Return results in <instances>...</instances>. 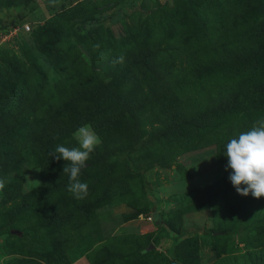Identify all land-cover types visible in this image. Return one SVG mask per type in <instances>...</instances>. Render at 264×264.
<instances>
[{
  "label": "trees",
  "instance_id": "trees-1",
  "mask_svg": "<svg viewBox=\"0 0 264 264\" xmlns=\"http://www.w3.org/2000/svg\"><path fill=\"white\" fill-rule=\"evenodd\" d=\"M30 1L0 0V7L26 5ZM173 1L177 5L183 2ZM251 3L247 0L235 4L227 0L225 10L210 21L219 31L217 35H199L192 41L186 38L180 44L174 43L177 32L172 27L165 34L157 36L149 31L142 41L131 42L108 40L93 28L85 32L90 54L83 58L67 37L56 44L46 39L42 44L58 75L55 82L43 77L35 64L32 69H25L15 62L17 72L13 80L0 74V178L24 164L38 167L41 176L37 191L21 195L8 207L6 215L23 211L29 197L37 193L44 224L52 230V241L42 244L37 255L32 256L35 259L19 258L13 264H66L65 248L72 238L66 234L67 226L75 228L88 222L95 216L100 201L119 197L118 188L112 184L113 188L110 189V185L102 196L58 199L68 193V175L60 172L48 150L55 142L67 140L69 133L79 125L90 123L96 133L106 134L103 143L90 154L87 167L81 170L83 182L91 179L97 169L112 166L121 154L129 161L127 155L140 156L160 150L165 142L219 126L227 116L264 112V81L245 85L227 79L221 83L214 101L210 98L201 101L197 95L188 94L210 72L206 67L200 69L201 62L248 64L264 60V0L259 1L256 13H250ZM152 27L158 25L153 23ZM41 31L54 37L61 33L51 27H42ZM61 43H68V47L64 49ZM121 55L123 62L115 63ZM2 63L12 67L14 62ZM179 76L185 79L181 86L175 81ZM178 97L198 104V111L180 118L176 108L171 109L173 104L167 105L170 99ZM146 125L150 126L151 133L142 138L141 127ZM249 128L246 121H232L227 126V134L214 140L223 173L205 188L207 193L214 192L213 218L217 220L210 229L211 234L230 232L236 221L241 222L240 229L264 223V197L257 199L250 193L239 195L228 179L231 170H225L227 157L223 155V145ZM205 144L202 142L201 146ZM125 169L128 177L132 175L128 166ZM138 176L143 187L147 182L142 174ZM156 213H153V221L160 228L162 224ZM3 234L9 235L7 228ZM149 237L148 234L111 237L92 250L89 264H156L158 256H147L142 262H136V258L144 254ZM123 239L129 241L128 247L119 246ZM157 240L153 237L150 241ZM255 258L256 264H264V250L256 252Z\"/></svg>",
  "mask_w": 264,
  "mask_h": 264
},
{
  "label": "rangeland",
  "instance_id": "rangeland-1",
  "mask_svg": "<svg viewBox=\"0 0 264 264\" xmlns=\"http://www.w3.org/2000/svg\"><path fill=\"white\" fill-rule=\"evenodd\" d=\"M182 1L180 5L173 0H31L26 5L5 4L0 7V74L13 80L17 72L15 62L24 65L25 69H32L35 64L43 77L55 82L58 75L52 69L42 42L47 39L56 44L67 37L83 58H88L90 52L85 32L93 28L108 40L126 39L128 42L142 41L149 31H154L157 36L165 34L169 27L177 32L175 44L186 38L192 41L199 35L218 34L210 21L225 10L227 0ZM228 1L236 4L247 0ZM250 1V13H256L260 0ZM153 23L158 27H152ZM23 24H28V31H23ZM14 26L18 28L16 33L8 35ZM42 27H51L61 33L54 37L43 33ZM61 46L65 49L68 43H61ZM2 62L14 63L11 67ZM205 67L209 74L188 91L201 101L208 98L214 101L221 83L227 79L245 85L264 81V60L248 64L201 62L200 69ZM175 81L180 86L185 83L180 76L175 77ZM171 104V109L175 107L180 118L199 109L198 104L188 103L180 97L170 99L167 105ZM260 118H264V112L230 115L213 129L194 131L165 142L163 148L154 152L127 155L129 161L121 154L112 166L94 171L91 179L83 181L88 185L87 196H102L111 185L110 189L118 188L119 197L100 201L95 216L88 222L75 228L67 226L66 234L72 238L65 248L66 264H89L94 248L111 237L127 234L150 236L144 254L136 258V262H142L147 256H158L156 264H256L255 253L264 250V223L240 229L241 222L236 221L230 232L211 234L210 229L217 220L213 218L214 192L207 193L205 188L223 173V166L216 156L215 138L227 134V126L232 121H246L251 127ZM85 124L92 127L90 123L78 127ZM78 127L69 133L67 140L50 146L48 152L58 144L69 148L78 146L74 137ZM149 128L147 125L142 126L141 131L138 128L142 138L150 136ZM116 130L120 132L121 126ZM97 135L103 143L106 134ZM202 142L206 144L201 146ZM159 157L160 162L157 161ZM65 163L63 159L55 160L60 172ZM125 166L132 172L129 177ZM139 174L147 182L143 187L138 180ZM1 178L6 179V184L0 190V264H13L24 257L35 259L32 256L37 255L42 244L52 241V230L44 224L43 211L39 208V195L32 194L26 208L16 215L8 216L6 212L21 195L35 192L40 187L39 168L24 164ZM58 199L78 200L69 192ZM224 201L227 207V200ZM154 212L160 218V228L153 221ZM224 220L227 223V217ZM6 228L9 235L3 234ZM153 237L158 240L151 242ZM119 246L128 247L129 241L123 239Z\"/></svg>",
  "mask_w": 264,
  "mask_h": 264
},
{
  "label": "clouds",
  "instance_id": "clouds-1",
  "mask_svg": "<svg viewBox=\"0 0 264 264\" xmlns=\"http://www.w3.org/2000/svg\"><path fill=\"white\" fill-rule=\"evenodd\" d=\"M98 47V46H97ZM124 56L117 57L115 63H122ZM78 146H55L48 155L54 160L63 159L67 163L62 172L68 175L67 191L75 199H84L88 195V185L80 180L81 170L87 167L90 154L101 144L100 137L88 124L78 127L74 133ZM223 155L227 157L225 170L232 186L239 195L254 198L264 197V118L253 122L251 127L230 138L223 145ZM6 184L0 178V190Z\"/></svg>",
  "mask_w": 264,
  "mask_h": 264
},
{
  "label": "built area",
  "instance_id": "built-area-1",
  "mask_svg": "<svg viewBox=\"0 0 264 264\" xmlns=\"http://www.w3.org/2000/svg\"><path fill=\"white\" fill-rule=\"evenodd\" d=\"M21 27L23 28V31H28L29 30L28 24H23ZM17 29H18L17 26H14L13 28H11V30L8 31V35H11L12 33L13 34L16 33Z\"/></svg>",
  "mask_w": 264,
  "mask_h": 264
}]
</instances>
